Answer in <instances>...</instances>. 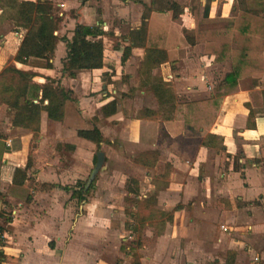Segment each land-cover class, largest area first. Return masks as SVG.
<instances>
[{
    "label": "crops",
    "instance_id": "0c3cea01",
    "mask_svg": "<svg viewBox=\"0 0 264 264\" xmlns=\"http://www.w3.org/2000/svg\"><path fill=\"white\" fill-rule=\"evenodd\" d=\"M49 1H53L55 12L61 17L55 32L58 37L70 39L76 24L98 26L106 33L102 38L103 67L79 71L73 79H61V86L71 91L75 101L73 111L78 112L77 116L68 114L64 123H58L41 112L36 140L32 139L29 131L12 127V113L0 106V227L4 230V242L0 247L4 259L0 264H105L99 259V251L91 248L99 238L93 239L92 228L81 226L85 216L83 207L88 202L78 205L70 198V192L56 186L72 187L81 182L74 181L77 173L89 176V164L96 154V145L78 138L76 130L88 128L86 122L94 117L95 125L105 140L100 144V151L105 153L106 148H122L135 155L157 151L155 140L161 123L167 127L173 122L176 108L173 118L162 122L139 117L126 119L124 111L119 109V100L124 96L118 95L114 85L123 74L131 77L126 70L129 59L136 56L141 62L144 54L143 48H132L129 57L121 63L124 48L130 46L127 32L143 23L146 27L144 48L153 46L167 53V62L153 70V75L170 84L175 98L181 96L185 99L181 107L185 112L194 109L203 114L211 109L210 118L205 116L207 126L199 128L197 133L202 140L195 149L194 158L187 159V144L185 156L168 152L172 177L179 183L171 182L162 193L179 195L182 208L177 211L174 222L166 224L163 237L157 239L158 243L167 239L166 242L174 244L190 234L198 237L209 233L207 214L211 211L223 218L221 229L224 227L226 231L220 229L223 234L213 239L208 249L198 247L195 253L197 263L194 264H225L228 252L234 253L233 264H264V40L259 53L251 50V42L245 41L247 49L243 50L242 57L226 56L217 61L219 56L206 53L202 43L189 46L183 39L182 31L194 29L195 24L189 6L182 0L177 2L183 8V14L178 17L180 26L176 23L177 19H171L166 7H160L155 0ZM212 2L216 3L215 0ZM226 8L227 3H222L221 17L226 16ZM1 14L0 7V72L13 66L34 72V80L38 83L59 79L65 44L57 43L50 61L51 69L15 63L14 57L24 31L8 29L10 23L4 21ZM176 27L180 28L174 35ZM174 38L178 45L174 44ZM235 65H239L235 85L228 87L220 100L212 99L205 92L211 90L214 73L222 79L232 72ZM145 94L141 89L136 99L143 100ZM146 99L149 102L141 110L156 111L158 104L152 95ZM112 100L116 103L115 115L101 116L100 108ZM114 122L121 129L118 133L112 131L110 138L107 130L114 129ZM184 137L187 139L190 136L186 134ZM210 153L214 155L211 163L225 155L227 176L234 178L219 181L216 175L221 178L223 174L218 175L219 168H215L214 178L206 173L198 182L194 176L199 177L201 171L208 170L209 166L205 163L209 161ZM27 164V179L22 186L13 185L15 169L25 170ZM116 165L120 166L119 163ZM115 172L123 188L128 176L124 172ZM96 183L92 195L97 190ZM147 186L148 192L155 191L152 183ZM194 187L203 189L205 197L198 200L199 196L190 192ZM213 192V206L207 207ZM218 193L222 196L215 198ZM220 202L225 207H220ZM167 207L172 209L175 206L166 204ZM195 212L198 220L193 221ZM119 228L124 230L123 224ZM255 258L258 261H254Z\"/></svg>",
    "mask_w": 264,
    "mask_h": 264
},
{
    "label": "rangeland",
    "instance_id": "374dc122",
    "mask_svg": "<svg viewBox=\"0 0 264 264\" xmlns=\"http://www.w3.org/2000/svg\"><path fill=\"white\" fill-rule=\"evenodd\" d=\"M155 1L160 7H166L169 2L172 1L178 2V0ZM182 1L185 5L189 6V9L192 8L193 10V13H190L195 24L193 30H197L198 34H200L201 40L198 43L204 45L206 53L213 54L214 56L219 55V61H222L226 56L238 58L242 56L243 50L245 51V49H247V47H245V41L252 43L251 50L256 53L261 52L260 49L263 48V46L262 48L260 47L261 41L264 40V0H227V2L225 0H215L216 3L212 2V0ZM222 3H227L225 11L226 16L224 17L219 15ZM52 4L54 5L53 1ZM203 4L209 6L208 17L206 19H202ZM54 14L59 17L56 12H54ZM1 18L4 19V21L7 20V17ZM8 22L10 23L8 29L11 30V22ZM176 23L179 25L180 21L178 20ZM179 28L180 27H176L173 29L174 35L177 34L176 31ZM174 44L178 45L175 38ZM138 66H140L139 58L136 56L131 57L126 66V70H129L131 77L123 74L114 85L118 95L120 96L123 94L124 96L119 100V109L124 111L123 114L126 119L138 117V112L149 102V100L146 99L148 95L150 96L148 92L143 96V100L136 99L139 96V91L143 89L139 86L141 76L138 73ZM216 70L219 73L222 72L219 71V69ZM214 76L215 80L211 83V90H206L205 93L212 96V99L218 100L221 95L227 91L228 87L221 86L220 83L224 78L220 79L221 77H219V74L217 75L214 73ZM123 84L125 86H122ZM222 89L224 90L222 91ZM183 102H185L183 97L176 96L177 111L173 122L167 127L165 124L162 125L161 123L159 127L158 136L155 140L157 143L156 148L159 152V160L154 164V167L147 168L137 164L134 160L135 154L130 153V151H124L122 148L119 150H108L106 148L105 153L100 151L103 154V160L96 173L97 183H95L98 184L97 190L94 195L91 194L88 197V203L83 207L85 216L82 219L83 223L81 222V226L92 228V232H94L93 239L99 238V243H92L91 248L99 251V259L105 264H194L197 263L195 253L198 247L204 250L208 249L212 244V240H215L219 234H223V230L221 229V226L224 225L223 218L220 217L218 213L209 211L207 214V226L209 227L208 229L211 230L209 233L201 234L198 237L196 234H190L181 241L176 240L174 244L166 242L167 239L160 243L157 241L159 237H163L167 227L166 224H172L177 211L182 208L180 201H178L179 195L162 193L168 189L171 182L177 181V184L179 183V180H175L174 177H172V168L167 161L170 158L169 153H174L177 156L180 155V157L185 156L184 148L187 144L186 146L189 148L187 159L192 160L195 155V149L202 140L201 137L197 136L199 128L207 126L208 123L205 124L204 122L205 116L208 115L207 118H210L211 114V109L207 113L203 112V114L194 109L185 112L181 108ZM201 115H203V118H200ZM157 121L162 122V120ZM101 124H103V122ZM112 124L115 126L114 129L107 130L106 124L104 127L105 130L108 131V136L110 138L111 134H113L111 133L112 131L118 133L121 129L119 126H116L115 122ZM182 132L183 134L181 135ZM186 134L190 136L187 139L184 137ZM180 147H183L184 151ZM213 158V153H210L209 161L205 163L209 166L208 170L201 171L198 174L199 177L194 176L198 182L203 179L206 173L212 174L211 176L214 178L215 176L213 173L215 168H219L218 175L223 174L221 178L216 175L219 181H223L224 178H234L232 176H227L228 173L225 170L227 164L225 155H222L218 161L211 163L210 161ZM116 163H119L120 166H117ZM94 168L95 162L92 160L89 164V176ZM115 171L124 172L128 177L137 180L140 198L145 199L153 193L156 194V206L154 210L158 213L157 215L153 214L151 218H149L148 212H144L142 221H137L134 215L133 217L129 216V210L131 209V212L135 213L136 209L131 207V205L127 206L125 203L124 198L126 192L124 187L122 188L120 185L119 177L115 176ZM88 177L85 175H78L77 173L74 181L85 182L84 180ZM148 183H152V185L156 187V192L151 190L148 192ZM190 192L196 197L199 196L198 200L205 197V195H203L204 191L200 189V187L198 189L194 187ZM213 195L214 192L209 199V195L207 196L206 194V198L210 200V204H208L207 207L213 206H211V204H213ZM220 195L222 196L221 193H218L215 198ZM64 198L65 197H63V200H65ZM222 202L218 203V205L220 207L222 205L225 207V204ZM166 204L175 207L172 209H169V207L165 208ZM125 208H127L126 212H124ZM75 210L77 209L75 208ZM196 215V212L193 213V221L198 220L196 219ZM167 217H171V220L168 221ZM112 222L118 223V226L123 224L124 230L119 227L115 229ZM125 223L131 225V230L125 229ZM195 226L196 224H194V227ZM212 231L214 233H211ZM99 245H101L102 250ZM130 248L135 249V256L126 253Z\"/></svg>",
    "mask_w": 264,
    "mask_h": 264
},
{
    "label": "trees",
    "instance_id": "16d2710c",
    "mask_svg": "<svg viewBox=\"0 0 264 264\" xmlns=\"http://www.w3.org/2000/svg\"><path fill=\"white\" fill-rule=\"evenodd\" d=\"M0 7L2 9L1 17H7L6 19L11 22V31H24L14 57L15 63L34 68L51 69L50 61L53 59L57 43L65 44L66 51L65 58L62 60L61 77L57 80L46 79L45 83H38L34 80L36 76L34 72L17 69L13 66H8L0 72V106L12 113V127L29 131L32 134V139L36 140L41 112H45L49 120L58 123H64V118L68 114L73 113L74 116H77L78 112L73 111L75 101L71 97V91L61 86V79H73L79 71H93L103 67L102 38L106 36V33L98 26L76 24L70 39L58 37L55 32L61 18L55 16V9L49 0H0ZM208 9L209 6L204 5L202 19L208 17ZM166 11L171 13L173 20L178 19L183 14V8L174 1L169 2ZM192 11L190 8L189 13L192 14ZM182 35L189 46H194L201 40L197 30L184 29ZM145 36L146 27L144 23L139 28L128 31L127 38H129L130 46L124 48L120 61L121 63L125 62L132 48L144 49L138 71L141 76L139 86L152 95L158 104V109L156 111L142 109L138 112V117L169 121L173 118L176 108L175 95L168 82L152 73L153 70L167 62V53L165 50L153 46L144 48ZM216 60L219 61L220 58L217 57ZM238 67L239 65H235L232 72L224 77L220 83L222 87L235 85L239 77ZM99 113L103 117L115 115V101L112 100L102 106ZM86 123L88 128L77 129L76 136L96 145V154L93 157V162L96 163V155L100 153V144L105 143V140L95 125V117ZM1 156L2 153L0 152V159ZM134 160L143 167L151 168L159 160V153L157 151L139 153L135 155ZM27 167L28 164L25 166V170L15 169L13 185H23L27 179ZM91 174L85 182H76L72 187H56L67 193L70 192V198L75 200L78 205L84 204L96 188V175L92 177ZM51 187L53 188V186ZM124 190L126 192L125 203L127 206L131 205L136 209L135 213H132L131 209L129 210L130 217L134 215L137 221H142L144 212H148L149 218L153 214H158L154 210L156 194L153 193L145 199L140 198L139 184L136 179L127 177ZM167 220L170 221L171 217H167ZM112 224L115 229H118V223L112 222ZM124 226L127 230L132 228L128 223H125ZM3 232L4 230L0 227V247L3 246L4 242ZM135 252V249L130 248L126 253L135 256ZM3 259L4 255L0 251V262ZM233 261L234 253L228 252L225 264H233Z\"/></svg>",
    "mask_w": 264,
    "mask_h": 264
},
{
    "label": "water",
    "instance_id": "95a60500",
    "mask_svg": "<svg viewBox=\"0 0 264 264\" xmlns=\"http://www.w3.org/2000/svg\"><path fill=\"white\" fill-rule=\"evenodd\" d=\"M102 160H103V154L101 152L97 153L95 168H94V170L92 171V174H91L92 177L96 175V173H97V171H98V169H99V167H100V165L102 163Z\"/></svg>",
    "mask_w": 264,
    "mask_h": 264
},
{
    "label": "built area",
    "instance_id": "2783aa9c",
    "mask_svg": "<svg viewBox=\"0 0 264 264\" xmlns=\"http://www.w3.org/2000/svg\"><path fill=\"white\" fill-rule=\"evenodd\" d=\"M62 7V5H60V8ZM223 231H226V229L224 227H222ZM254 261H258L256 258L254 259Z\"/></svg>",
    "mask_w": 264,
    "mask_h": 264
}]
</instances>
